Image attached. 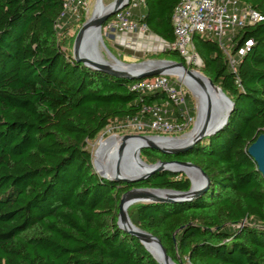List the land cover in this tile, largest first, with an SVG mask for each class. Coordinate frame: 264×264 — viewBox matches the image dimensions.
I'll list each match as a JSON object with an SVG mask.
<instances>
[{"label": "trees", "instance_id": "1", "mask_svg": "<svg viewBox=\"0 0 264 264\" xmlns=\"http://www.w3.org/2000/svg\"><path fill=\"white\" fill-rule=\"evenodd\" d=\"M238 1L262 19L234 33L232 53L252 42L235 72L217 41L193 36L200 70L233 102L226 124L177 155L140 152L151 160L190 162L209 180L191 201L128 210L132 224L156 237L175 262L264 264V177L247 154L264 134V0ZM144 2L132 19L171 44L180 0ZM62 3L0 0V264H158L117 226L120 198L133 188L185 192L189 179L161 171L136 184L108 181L94 172L86 146L109 125L146 122L143 108L168 98L162 91H132L134 81L74 61L57 36L83 22L84 13L77 20L62 15ZM157 56L196 68L168 48ZM185 99L193 117L187 92ZM165 109L170 119L182 120L172 103Z\"/></svg>", "mask_w": 264, "mask_h": 264}, {"label": "water", "instance_id": "2", "mask_svg": "<svg viewBox=\"0 0 264 264\" xmlns=\"http://www.w3.org/2000/svg\"><path fill=\"white\" fill-rule=\"evenodd\" d=\"M102 4V0H100ZM103 5V4H102ZM128 7V0H113L110 4L104 6L103 10L99 14H93L90 19H87L81 26L74 43L73 49V59L77 63H81L84 67L94 70L100 71L107 75L116 77V78H126L129 82L131 81H138L146 78H152L159 75H167L173 76L178 78L187 88L190 90V86L188 83H184L181 79V76H187L190 80V84L193 86H199L204 90V95L208 100V108L203 113L199 127L198 133L195 138L187 145L182 147H177L174 149H165L161 148L160 146L156 145L151 141L154 138H162L166 139L169 137H161V136H153V137H144V136H131L126 135L123 136V144L118 149V163L119 167L123 162V169L124 172H131L130 170L134 167V171H136V163H144L140 159V152L143 149H150L153 151H159L165 155H177L183 152H186L190 148H192L197 142L203 140L206 137H209L216 132H218L227 122L232 110H233V102L226 96V94L213 83V81L201 74L200 72L194 71L189 69L188 67L184 66L181 62L169 61V60H157V61H146L141 63H130L125 64L117 59H115L110 52L107 50L106 46L104 45L101 31L103 25L115 14L123 10L124 8ZM92 32V33H91ZM90 35V47L87 49L83 48L85 43L86 37ZM89 42V41H88ZM103 48L110 58L115 62V67H125L129 68L130 70H120L119 68L110 67L103 62L98 60H94L90 57H100L101 50ZM155 64V65H148V67H143L146 64ZM204 83L210 88H212L216 93L217 96L216 101L222 102L224 105V112L219 116H215L212 118L210 115V95L207 92V89L204 86ZM141 139L146 142V144H142L135 150L133 153L130 154L129 151L125 149L126 142L131 140ZM125 149V152H124ZM247 154L253 159L254 163L256 164L257 171L264 177V134H260L256 140L247 148ZM145 164V163H144ZM146 165V164H145ZM148 167L147 171L142 175H135L129 178L120 177L118 175L119 171L117 170V175L113 178H106L99 175L100 178L117 182V183H125V184H136L139 183L152 174L156 172H172V173H183L190 181V188L188 191L185 192H178L173 190L167 189H153V188H133L124 194H122L119 202V212H118V219H117V226L124 232L128 233L132 237L138 239L140 243L144 246V248L149 252L154 260L160 264L154 255L147 249L144 244V240L154 243L156 248L164 261L165 264H183L181 261L175 262L172 260L160 241L154 237L153 235L137 228V231L127 230L123 226L120 225V222L124 220L128 215L124 211V203L133 199L136 200L137 203H183L188 202L199 195H201L208 187L209 180L206 174L196 165L190 162H182V161H158L154 165H146ZM170 166H177L178 169H170ZM130 169V170H129ZM195 171L200 177L201 182L198 186L193 188L192 180L186 173V170ZM154 192H166L165 196L157 195Z\"/></svg>", "mask_w": 264, "mask_h": 264}, {"label": "built area", "instance_id": "3", "mask_svg": "<svg viewBox=\"0 0 264 264\" xmlns=\"http://www.w3.org/2000/svg\"><path fill=\"white\" fill-rule=\"evenodd\" d=\"M62 15L80 18L85 13L89 0H62ZM144 0H128V7L112 16L102 27L105 35H114L122 44L128 45L131 34H146L147 27L139 21L133 20V10L144 6ZM142 18V17H141ZM260 14L248 5L238 0H180L175 6L171 20L174 41L166 44V48L176 52L188 65L201 67L202 63L194 49L193 36H207L217 41L220 49L227 57L230 69L235 72L241 57L252 45L247 41L245 46L234 53L231 52V41L237 29L246 25H253L261 20ZM117 37V38H116ZM172 76L159 75L134 81L132 91L153 92L162 91L166 94L168 102L172 103L182 116L181 121L166 117V105L145 106L142 112L149 116L146 122L129 121L127 125L146 127L153 133L180 134L192 123L189 109L186 104V89L182 82L172 80Z\"/></svg>", "mask_w": 264, "mask_h": 264}, {"label": "rangeland", "instance_id": "4", "mask_svg": "<svg viewBox=\"0 0 264 264\" xmlns=\"http://www.w3.org/2000/svg\"><path fill=\"white\" fill-rule=\"evenodd\" d=\"M112 1L113 0H102V4L104 6H106V5L110 4ZM98 3H99V0H89L88 5H87V10L84 13V21L83 22L82 21H79V22L74 21V23L72 25H68V28L65 31L61 32L62 31L61 30L59 32V34L57 36V42L63 50H66L73 55V49H74V43H75L76 36H77L82 24L87 19L91 18L92 14L94 12L93 10L95 9V7ZM136 11L137 10H133V15H135ZM58 29H60V28L58 27ZM101 35H102L104 45L106 46V48L110 52V54L115 59H117L118 61L125 63V64L161 60V59H158L157 55L160 54L166 48V44L164 42H162L161 40H157L155 38V36H153L152 34H149L147 32V35H146L147 37L143 38V40L140 41L139 43H136V47L134 46V48H130V50L133 52H134V50H136L135 52L138 53L139 56H134L131 59H127L121 51H119L116 47H114V45L111 42L110 35H105L103 33V30L101 31ZM122 48H125V47H122ZM125 49L129 50L127 48H125ZM100 50H101V54L103 56V59L109 63H113L112 59L107 54V52L103 48H100ZM200 68L201 67L189 68V69H192L194 71H197V72H200L201 74H203L202 71L200 70ZM171 78H172V80L178 81V78H176V77L172 76ZM182 81L184 83H188V85L190 86L191 91L189 90V88H187L182 83L186 89L188 100L191 102V104L193 106V112H194L193 121L186 128V130L183 133L159 135L161 137L180 139V138L187 136L192 131V129L194 128V125H195V122L197 119V114H198V110H197L198 108L197 107L199 104V96H198L195 88L189 82L184 81V80H182ZM126 135L144 136V137L157 136V134H154L153 132L142 131V130H140V128L138 129L137 127H135L133 125L128 126L127 123H124V124L116 123V124L109 125L107 128H105L96 137V139L94 141L88 142L87 146H86V148L92 154L93 169H94V172L98 176L104 175V176H107L109 178H113L114 176H112V174L117 173V170H118L117 162L115 161L114 158H112L108 163L105 161L104 163H102L100 165V157H101L104 149L106 148V146L112 140H114L116 138H122L123 136H126ZM140 159L146 165H154L158 162L156 160L148 159V158L142 156L141 154H140ZM135 205L133 207H135ZM133 207H131V208H133ZM182 263L188 264L187 260H183Z\"/></svg>", "mask_w": 264, "mask_h": 264}, {"label": "bare ground", "instance_id": "5", "mask_svg": "<svg viewBox=\"0 0 264 264\" xmlns=\"http://www.w3.org/2000/svg\"><path fill=\"white\" fill-rule=\"evenodd\" d=\"M96 5V4H95ZM103 10V5L101 4L100 0H99V3L96 5L95 9L93 10V14H99L101 11ZM92 14V15H93ZM92 17V16H91ZM90 19V18H89ZM92 33V32H91ZM90 35L91 34H88V37H86L85 39V43L83 45V48L84 49H87L90 47ZM89 41V42H88ZM94 60H98L100 62H103L104 64H107L108 66L110 67H114V68H119L120 70H130L129 68H125V67H115V62L112 60L113 63H109L107 61H105L103 59V56L102 54L100 53V57H90ZM148 65L152 66V65H155V64H146L145 66L143 67H148ZM181 79L184 80V81H187V82H190L189 78L187 76H181ZM193 86V84H191ZM204 86L205 88L207 89V92L209 93L210 95V105H211V109H210V115L212 116V118H214L215 116H219L221 114H223L224 112V105L222 102H217L216 97L217 96V93L212 89L210 88V86L206 85L204 83ZM195 88V90L197 91V94L199 96V104H198V114H197V119H196V122H195V125H194V128L192 129V131L185 137L183 138H166V139H162V138H154V139H151V141L153 143H155L156 145L160 146L161 148H165V149H174V148H177V147H182V146H185L187 144H189L194 138L195 136L197 135L198 133V127H199V123H200V119L203 115V113L205 112V110L208 108V100L207 98L205 97L204 95V90L201 88V87H197V86H193ZM191 91V90H190ZM123 144V137L122 138H116L114 140H112L107 146L106 148L104 149L101 157H100V165L102 163H104L105 161L108 163L112 158L115 159V161L117 162V168L119 170V173L118 175L120 177H125V178H129V177H132V176H135V175H142L143 173H145L148 169V167L144 164V163H136V171H134V167H132V169L130 170L131 172H124V169H123V162L121 163L120 167H119V163H118V158H119V155H118V149L120 148V146ZM142 144H146V142L144 140H141V139H135V140H131L129 142H126L125 145V149L127 151L131 153H133L135 150L138 149V147ZM125 149H124V152H125ZM170 169H178L177 166H170L169 167ZM186 170V173L188 174V176L190 177V179L192 180V184H193V188H195L196 186H198L201 182V177L195 172V171H191V170ZM117 173L115 174H112V176H116ZM103 177H106V178H109L107 176H104V175H101ZM155 194L157 195H161V196H165L166 195V192H154ZM135 204H137L136 200H129L127 201L126 203H124V211L125 213L128 215V210L134 206ZM120 225L123 226L125 229L127 230H132V231H137L136 227L132 224V222L130 221V218L129 216H127L124 220H122L120 222ZM144 244L145 246L147 247V249L154 255V257L157 259V261L160 263V264H165L164 261L162 260L157 248H156V245L154 243H151V242H148L146 240H144Z\"/></svg>", "mask_w": 264, "mask_h": 264}, {"label": "crops", "instance_id": "6", "mask_svg": "<svg viewBox=\"0 0 264 264\" xmlns=\"http://www.w3.org/2000/svg\"><path fill=\"white\" fill-rule=\"evenodd\" d=\"M142 12V8L137 10L136 11V14H141ZM149 33V32H148ZM150 34V33H149ZM146 34L142 35V34H131L129 37H128V45L127 46H122L121 43H119L116 39H115V36L114 35H110V39H111V42L112 44L114 45V47H116L119 51L121 50H124L125 48L129 49L128 51H131L130 48H134V46L136 47V43H139L140 41L143 40V38L147 37ZM117 38V37H116ZM157 40H160L159 38L155 37ZM163 42V41H162ZM166 44V43H165ZM122 47H125V48H122ZM126 50V49H125ZM133 50V49H132ZM136 50H134L133 53H136L135 52ZM125 57L127 59H131L132 57L134 56H128V55H125ZM168 116V115H167ZM169 118H171L170 116H168Z\"/></svg>", "mask_w": 264, "mask_h": 264}]
</instances>
